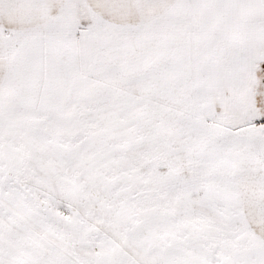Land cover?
I'll use <instances>...</instances> for the list:
<instances>
[{"label":"snow or ice","instance_id":"snow-or-ice-1","mask_svg":"<svg viewBox=\"0 0 264 264\" xmlns=\"http://www.w3.org/2000/svg\"><path fill=\"white\" fill-rule=\"evenodd\" d=\"M0 264H264V0H0Z\"/></svg>","mask_w":264,"mask_h":264}]
</instances>
